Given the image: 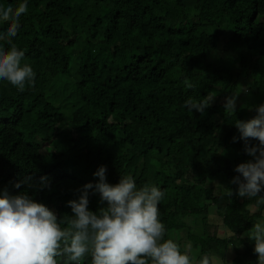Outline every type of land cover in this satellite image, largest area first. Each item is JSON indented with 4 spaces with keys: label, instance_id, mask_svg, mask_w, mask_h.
I'll return each mask as SVG.
<instances>
[{
    "label": "trees",
    "instance_id": "trees-1",
    "mask_svg": "<svg viewBox=\"0 0 264 264\" xmlns=\"http://www.w3.org/2000/svg\"><path fill=\"white\" fill-rule=\"evenodd\" d=\"M24 2L0 0V7ZM27 5L11 40L36 75L23 92L0 80V195L26 192L53 209L63 228L74 215L68 202L78 200L85 185L97 184L94 173L106 166L111 185L131 175L138 188L150 184L165 193L159 204L164 239L183 253L178 234L186 229L187 239L197 240V257L188 253L192 264L204 254L223 264H257L255 243L241 237L261 221L264 205L239 197L232 181L241 175L235 168L253 159L236 122L255 118L264 105V0ZM225 17L233 32L220 45ZM10 24L0 21V33ZM10 48L0 40V49ZM208 95L214 99L203 114L184 107L190 97ZM232 95L236 110L226 113ZM89 201L97 214L107 206L94 188ZM211 208L230 238L208 232ZM200 224L202 236L193 232ZM80 264H91L90 254Z\"/></svg>",
    "mask_w": 264,
    "mask_h": 264
},
{
    "label": "clouds",
    "instance_id": "clouds-1",
    "mask_svg": "<svg viewBox=\"0 0 264 264\" xmlns=\"http://www.w3.org/2000/svg\"><path fill=\"white\" fill-rule=\"evenodd\" d=\"M27 12V0L16 9L0 7V21H11L7 32L0 33V40L11 45L9 51L0 49V80L8 81L20 92L26 85L34 86L36 75L29 64L22 63L25 53L11 40L20 28L19 18ZM185 84L190 89L195 87L187 80ZM213 99L211 95L200 101L190 97L184 107L189 113L195 110L203 114ZM236 106L237 95L226 98V113H235ZM256 111L255 118L236 122L245 151L253 159L235 168L241 175L232 183L238 185L239 197L256 198L257 205H264V197L259 196L264 191V105ZM252 140L259 143L252 146ZM106 172L107 167L100 166L94 173L99 182L85 185L79 190V199L68 202L74 215L63 228L64 221L53 209L34 201L26 192L12 196L5 190L0 195V264H58L60 257L64 258L63 264H80L89 254L91 264H191L190 245L182 253L178 243L164 239L166 228L160 220L159 204L165 193L150 184L138 188L131 175L111 185ZM31 179L14 186L19 189ZM46 181L47 177H41L43 186H47ZM93 188L101 204L107 205L98 214L89 210V190ZM232 195L229 190L228 196ZM244 237L255 243L257 264H264V221L256 222ZM217 259L205 256L200 264H216Z\"/></svg>",
    "mask_w": 264,
    "mask_h": 264
},
{
    "label": "rangeland",
    "instance_id": "rangeland-1",
    "mask_svg": "<svg viewBox=\"0 0 264 264\" xmlns=\"http://www.w3.org/2000/svg\"><path fill=\"white\" fill-rule=\"evenodd\" d=\"M221 29H222V31H221V36H220V39H219V44L223 45L227 40L230 39L231 34L233 32V27H232V25L229 22V17H225L223 19V23H222ZM42 152H44V149H42ZM206 187H209V186H206ZM199 189H201V188H199ZM249 208H250V211H254V209L252 207H249ZM209 210H210V212H209V217H208V220H207V223H208L207 230H208V232L210 234H215L216 237L221 238V239L230 238L228 236L227 231H225V229L221 225L222 224L221 223V219L214 212L215 209L211 208ZM261 221H264V212L262 213ZM202 230H203V226L200 224V225L194 226L193 232H195L196 234H200L202 236V235H204ZM178 238H179L180 244L182 245V248L184 250H185V246L186 245H190V248H188V253L191 254L192 259L194 260V258L197 257V253H198V251L196 249V246L194 245V244H196L197 240H194V241L188 240L187 239V231H186V229L181 230L179 232ZM256 257H258V256L256 255ZM217 258L218 259H217L216 264H223V262L221 261L220 257H217ZM229 259H230V255L228 254L226 256V261H229ZM191 264H192V261H191Z\"/></svg>",
    "mask_w": 264,
    "mask_h": 264
},
{
    "label": "water",
    "instance_id": "water-1",
    "mask_svg": "<svg viewBox=\"0 0 264 264\" xmlns=\"http://www.w3.org/2000/svg\"><path fill=\"white\" fill-rule=\"evenodd\" d=\"M205 256H209V255H207V254L202 255L201 258L198 259V261L196 262V264H200V261H201L202 257H205Z\"/></svg>",
    "mask_w": 264,
    "mask_h": 264
}]
</instances>
